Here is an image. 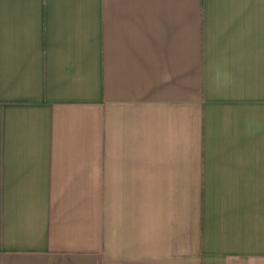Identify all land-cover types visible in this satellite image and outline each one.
I'll list each match as a JSON object with an SVG mask.
<instances>
[{
    "label": "crops",
    "instance_id": "1",
    "mask_svg": "<svg viewBox=\"0 0 264 264\" xmlns=\"http://www.w3.org/2000/svg\"><path fill=\"white\" fill-rule=\"evenodd\" d=\"M0 264H264V0H0Z\"/></svg>",
    "mask_w": 264,
    "mask_h": 264
}]
</instances>
